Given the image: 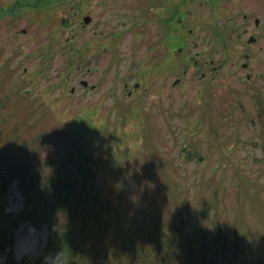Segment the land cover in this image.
<instances>
[{"label":"rangeland","instance_id":"rangeland-1","mask_svg":"<svg viewBox=\"0 0 264 264\" xmlns=\"http://www.w3.org/2000/svg\"><path fill=\"white\" fill-rule=\"evenodd\" d=\"M0 2V128L12 132L0 139L5 154L39 153L33 169L93 168L97 176L81 184L103 188L122 231L184 215L192 232L206 208L205 222L227 225L224 260L264 264V203L240 207L243 195L227 190L246 187L244 178L264 198V0ZM244 12L246 29L238 27ZM39 196H28L39 207L3 254L63 264L59 252L46 254L47 227L37 225L56 223L59 212ZM21 201L14 182L9 210Z\"/></svg>","mask_w":264,"mask_h":264},{"label":"trees","instance_id":"trees-1","mask_svg":"<svg viewBox=\"0 0 264 264\" xmlns=\"http://www.w3.org/2000/svg\"><path fill=\"white\" fill-rule=\"evenodd\" d=\"M19 128V125L14 126L15 132ZM0 133V139L5 141L12 134L3 128H0ZM259 137L264 152V135ZM4 147L0 148V222H5L12 229L11 235L0 231V264H41L44 260V255L39 257L27 255L17 261L14 253L11 254L12 250L6 255L3 254L6 246L13 245V231L22 222L27 221L32 213L31 208L39 207L34 200L30 202L28 196L34 195L35 198L40 193L39 199L46 202L50 210L59 212L56 223L55 217H48L46 222L37 224L45 223L48 229L46 254L59 252L64 258L63 264L250 263L224 260L227 241L223 239L227 225L220 218L221 224L205 222L208 218L206 208L197 211V216L200 218L195 226L193 225L192 232L187 228L184 215H181L180 223L177 221L166 225L160 219L157 225L147 230L136 232L133 228H129L127 231H122L120 219L115 218L111 200L106 197L103 188L98 184L92 186L81 184L82 179L87 176L93 173L97 176L93 168L83 171L84 167L79 169L78 166L66 164L61 167L50 166L49 169L44 170L41 163L33 169L36 161L30 158H38L39 153H31L28 158H25L24 154L12 156L4 153ZM72 154L67 158L73 159ZM77 158L79 157L73 162ZM261 159L264 160V154ZM50 162L59 163L57 159L53 161L51 159ZM14 180L22 194V208L18 211L9 210L8 203L9 191ZM243 180L247 188L240 183L227 188L228 192L234 188L232 190L243 195V199L237 198L239 206L244 207L245 203H248L254 208V205L264 203L262 193L255 190V183H248L244 178ZM42 189L46 191L42 192ZM215 195L217 196V191ZM217 206H219L218 202L215 203V208ZM75 223L78 224L79 229H83L78 235L73 230ZM235 231L240 236L239 231ZM92 232H95V235L91 238ZM88 242L92 245L85 247V243ZM211 250L214 251L212 256ZM220 253H224L223 258H219ZM2 255L6 256L4 261H1Z\"/></svg>","mask_w":264,"mask_h":264},{"label":"flooded vegetation","instance_id":"flooded-vegetation-1","mask_svg":"<svg viewBox=\"0 0 264 264\" xmlns=\"http://www.w3.org/2000/svg\"><path fill=\"white\" fill-rule=\"evenodd\" d=\"M157 1H158V0H153L154 3H157ZM0 5H4V4L0 2ZM154 7H155V6H154ZM3 9H5V7L0 8V10H3ZM249 15H251V14H249V13H245V12L243 13V17L245 18V20L242 21V23L239 24L238 27L244 25L245 28H246L247 25H250V22H251V21L248 20V16H249ZM110 17L112 18V20L115 19V15H114V14H111ZM254 21H255L256 25H259V24H260V21H259V19H258L257 17L255 18ZM117 22L120 23V20L118 19ZM119 25H120V24H119Z\"/></svg>","mask_w":264,"mask_h":264}]
</instances>
